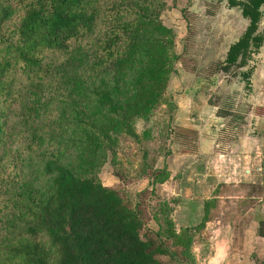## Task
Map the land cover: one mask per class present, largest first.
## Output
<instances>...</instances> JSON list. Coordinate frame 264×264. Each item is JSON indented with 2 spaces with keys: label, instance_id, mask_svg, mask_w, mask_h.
<instances>
[{
  "label": "trees",
  "instance_id": "obj_1",
  "mask_svg": "<svg viewBox=\"0 0 264 264\" xmlns=\"http://www.w3.org/2000/svg\"><path fill=\"white\" fill-rule=\"evenodd\" d=\"M229 5L242 9L249 26L212 68L237 77L233 69H244L264 43V0ZM166 8L165 0H0V264H172L166 242L99 178L104 161L77 175L59 152L46 150L38 170L42 184L14 191L19 148L29 157L38 150L42 128L30 94L41 85L61 93L59 128L72 125L73 136L94 154L113 149L118 125L135 136L131 119L150 113L157 99L152 88L142 90L143 81L162 67L145 52L152 43L162 45L151 32L162 27ZM134 57L140 68L130 81L141 98L125 101L119 71ZM224 186L233 190L227 198L243 197L234 193L239 190L246 199L264 194L255 195L264 190L258 185ZM259 225L264 238V221Z\"/></svg>",
  "mask_w": 264,
  "mask_h": 264
},
{
  "label": "rangeland",
  "instance_id": "obj_2",
  "mask_svg": "<svg viewBox=\"0 0 264 264\" xmlns=\"http://www.w3.org/2000/svg\"><path fill=\"white\" fill-rule=\"evenodd\" d=\"M165 2L162 27L151 32L162 45L152 43L145 52L162 67L143 81L142 90L152 88L157 99L150 113L131 119L136 137L118 125L113 149L94 154L73 136L72 125L59 128L61 93L52 84L41 85L30 94L42 128L38 150L29 157L13 146V152L19 148L14 191L42 184L38 170L46 150L59 152L77 175L104 161L99 178L166 242L172 264H264V238L257 234L264 190L254 192H263L260 199H246L244 190L234 192L243 197L227 198L233 190L224 186L230 169L233 179L242 174L264 182V171L258 172L264 169V43L244 69H233L237 77L214 73L213 65L226 59L249 26L242 9L230 7L229 0ZM139 62L134 57L119 71L125 101L141 98L130 81ZM88 103L93 109L94 100Z\"/></svg>",
  "mask_w": 264,
  "mask_h": 264
},
{
  "label": "crops",
  "instance_id": "obj_3",
  "mask_svg": "<svg viewBox=\"0 0 264 264\" xmlns=\"http://www.w3.org/2000/svg\"><path fill=\"white\" fill-rule=\"evenodd\" d=\"M260 166H261V164H260ZM262 171H264V169L261 166V167H259L258 172L261 173ZM245 173L246 174H249V175L251 174L250 171H245ZM233 177L234 176H232V172H231V169H230V172H228V174H226V178H227V180L225 179L226 185H230V184H233V183H235L236 185H238V184L244 183V184L258 185V186L263 187V189H264V182L263 181H258V179H259L258 177H256L257 178L256 181H247V178L242 179L241 178V177H243L242 174L240 175L239 178L233 179ZM237 198H240V197H237ZM260 198H262V197H259L258 199H260ZM263 201H264V199H261V202H263ZM260 221H264V217L262 218V220H258V223H260ZM259 226L260 225H258V229H259ZM258 229H257V231H258Z\"/></svg>",
  "mask_w": 264,
  "mask_h": 264
}]
</instances>
